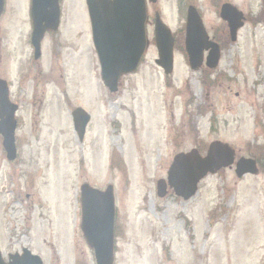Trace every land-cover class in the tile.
I'll return each instance as SVG.
<instances>
[{
    "label": "rangeland",
    "instance_id": "1",
    "mask_svg": "<svg viewBox=\"0 0 264 264\" xmlns=\"http://www.w3.org/2000/svg\"><path fill=\"white\" fill-rule=\"evenodd\" d=\"M218 1L148 4L147 52L110 95L101 81L85 0H62L55 35L62 47L52 56L54 45L44 43L39 95L36 101L29 95L19 114L16 162H5L0 150L5 261L27 248L44 264H95L80 230V187L88 184L114 188V264H264V2ZM223 1L241 10L245 24L215 71L193 72L183 50L187 6L194 5L209 36L225 44L218 14ZM29 3L6 0L0 28L11 64L30 60ZM155 13L175 39L170 77L155 65ZM34 71L36 79L38 66ZM206 93L212 111L200 117ZM77 108L91 116L81 144L71 117ZM214 141L231 147L236 159H257L259 173L237 178L232 166L207 176L188 201L169 189L160 199L156 182L166 180L174 157L193 149L204 156Z\"/></svg>",
    "mask_w": 264,
    "mask_h": 264
},
{
    "label": "water",
    "instance_id": "2",
    "mask_svg": "<svg viewBox=\"0 0 264 264\" xmlns=\"http://www.w3.org/2000/svg\"><path fill=\"white\" fill-rule=\"evenodd\" d=\"M155 3L156 0H149ZM91 20L93 44L101 67V79L110 93L117 91V85L123 75L133 73L143 56L146 47L145 25L147 20L145 0H86ZM3 0H0V13ZM31 19L33 23L32 41L35 47L46 30L56 31L59 24L58 0H31ZM221 18L227 22L231 41H236L237 31L243 27V16L233 7L225 5ZM154 41L158 52L155 64L166 75L173 71L174 39L171 31L162 23L158 14L154 20ZM185 52L190 67L195 70L203 62V52L211 49L207 57V66L215 68L219 61L218 47L209 42L202 21L193 7L187 11L185 26ZM37 49V48H36ZM37 54V52H36ZM14 110L11 115L13 116ZM4 122L0 128L3 135V147L7 159L16 156L14 129L11 121ZM75 131L82 140L89 116L81 110L73 113ZM234 164V151L227 145L214 142L205 157L197 150L174 157L167 174V182L157 183V195L165 197L167 189L187 201L198 189L199 183L208 175L221 169L231 168ZM235 174L241 178L247 174H257L256 163L252 159L241 158L235 163ZM81 231L88 246L94 251L96 264H113L114 244V196L113 188L108 186L104 192L88 185L80 188ZM0 264H5L1 258ZM8 264H43L38 256L24 249L22 256H10Z\"/></svg>",
    "mask_w": 264,
    "mask_h": 264
},
{
    "label": "flooded vegetation",
    "instance_id": "3",
    "mask_svg": "<svg viewBox=\"0 0 264 264\" xmlns=\"http://www.w3.org/2000/svg\"><path fill=\"white\" fill-rule=\"evenodd\" d=\"M4 15H5V9L3 14L0 16V22L2 21ZM56 33L50 31H47L45 33L43 41L40 45V52L38 59H35L34 57L35 50L30 45L29 42V44H26L25 46H28L26 51L28 52V56H30V60H26L25 58L21 57L22 60H20L17 63L11 64V61L9 60L11 58V55L8 53L9 48L4 44V39L0 28V83L4 85V92L6 91L7 93L6 97L5 95L0 96V116L3 119H5L8 115L11 114L12 105L15 106L16 110L14 111V118L16 122V132L21 128L22 120L19 114L23 111V107H24L23 104H25L29 95L31 96L32 101H36L39 95L38 92L35 93V90L37 89L36 85L38 82L41 81V76L43 74V68L38 62L43 60V56L45 54L44 43L47 42V44L49 45L52 46L54 45L53 48L56 50H54L52 56H56L57 50L60 49L59 47H62L61 42L56 41L55 38ZM4 59H6V61ZM35 66H38V74L36 76V79L33 76L35 72L34 71ZM200 71L201 72L206 71L207 73V70H205L203 67H201ZM29 81L30 83L28 84ZM31 83L33 84L32 86H30ZM29 90L31 91L32 94L29 93ZM43 93H44L43 91L40 92L42 99H43ZM42 99H38V101L40 100L39 108L43 106ZM211 111L212 108L211 105H209V94L206 93L205 98L200 102L198 106V114L200 117H202L205 114L207 115L208 112ZM214 115L215 114L213 113L212 115L213 118H215ZM15 145L17 147L16 136H15ZM0 150L3 151V137L1 135H0ZM3 160L4 159H1V162H3ZM4 161L8 163L6 159ZM21 251L22 248H20V254ZM16 253L18 252H15L14 254ZM14 254H8V256Z\"/></svg>",
    "mask_w": 264,
    "mask_h": 264
}]
</instances>
